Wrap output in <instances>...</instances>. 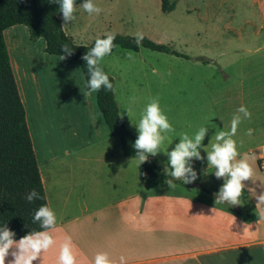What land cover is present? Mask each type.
I'll return each mask as SVG.
<instances>
[{
  "label": "rangeland",
  "instance_id": "obj_1",
  "mask_svg": "<svg viewBox=\"0 0 264 264\" xmlns=\"http://www.w3.org/2000/svg\"><path fill=\"white\" fill-rule=\"evenodd\" d=\"M204 1L169 0L173 8L164 13L160 0H96L103 9L98 16H89L77 7L73 21L64 22L61 17L64 31L79 45H89L107 31L130 37L142 32L143 38L166 45L187 57H176L142 47L137 52L114 47L101 62L114 81L113 92L120 121L135 137V125L143 106L150 97H159L161 107L173 126L162 145L165 152L171 150L182 133H189L191 126L202 122L205 111L217 107L208 100V94L197 83L199 77L206 75L197 73L190 62L200 53L199 47L205 40L207 24L193 11L195 6L200 8ZM220 33H216L219 38ZM3 37L14 72H18L15 77L21 98L24 99L26 114L31 109V118H27L26 122L30 127L39 167L43 174H50V193L57 203H61L68 190H72L68 209L62 212L63 216H79L77 205L83 198L76 193L77 188L83 186L86 187L84 200L87 204H116L129 195H140L145 199L162 192L165 194L158 196L178 198L179 193L181 198H185L184 194L187 193L192 199L219 208L237 209L239 204L215 202V193L223 183V178L213 174L204 175L211 174L213 170L202 171L204 174L189 183L188 190L176 185L174 182L179 180H175L172 185L161 182L155 192L150 193L153 187L151 182L145 185L138 180L135 158L123 156L118 142L104 125L96 105L95 91L84 90L79 66L46 54L44 41H30L24 26L5 30ZM153 68L157 69L155 73ZM216 70L213 69L214 73ZM129 108L131 111L126 114ZM210 146L208 144L206 148L200 149L202 157L204 151L210 150ZM52 156L55 160L48 164L42 163L44 157ZM153 157L155 164L162 170V162L167 161L166 154L157 153ZM66 158H84L86 161L74 164L66 161ZM250 162L254 171H260L257 163ZM206 163L205 159H201L193 167L198 170ZM201 186L211 189L213 195H205L199 189ZM241 199V204H248L243 194ZM60 217L57 215V221Z\"/></svg>",
  "mask_w": 264,
  "mask_h": 264
},
{
  "label": "crops",
  "instance_id": "obj_2",
  "mask_svg": "<svg viewBox=\"0 0 264 264\" xmlns=\"http://www.w3.org/2000/svg\"><path fill=\"white\" fill-rule=\"evenodd\" d=\"M193 11L207 25L200 53L190 62L197 73L206 75L199 77L197 83L217 107L205 111L202 122L191 126L188 132L191 134L201 125L208 126L202 140L206 148L214 142L212 135L216 130L228 129L232 114L243 104L251 116L242 119L234 139L239 152L254 153L252 161L257 163L264 150V0H206ZM219 30L223 33L219 34L221 38L216 35ZM10 64L23 105L17 85L18 72H14L11 60ZM214 68L218 69L215 73ZM27 118H31V109L29 114L25 112L26 121ZM27 128L34 149L29 124ZM54 158L44 157L42 163L48 164ZM150 158L155 160L153 156ZM66 161L82 164L86 159L66 158ZM36 163L46 203L54 205L61 217L52 231L56 243L33 264H57L64 235L71 236L75 245L74 264H93L94 255L100 251L107 252L113 264H264V204L255 198V192L259 195L264 191V171L255 169L250 181L243 182L247 185L242 190L243 197L248 204H239L236 210L192 199L187 193H183L185 198L179 193L178 198L160 197L158 194H165L160 192L145 199L129 195L116 204H87L83 186L77 188V193L75 190L83 199L77 205L79 216L73 218L62 215L68 209L72 190L57 203L50 193V174H43L37 160ZM207 170L213 169L207 168L206 163L196 170L197 177ZM150 182L152 193L161 182L149 179L141 184ZM239 213L255 219L245 221Z\"/></svg>",
  "mask_w": 264,
  "mask_h": 264
},
{
  "label": "clouds",
  "instance_id": "obj_3",
  "mask_svg": "<svg viewBox=\"0 0 264 264\" xmlns=\"http://www.w3.org/2000/svg\"><path fill=\"white\" fill-rule=\"evenodd\" d=\"M49 3L58 5L64 22L75 19L74 12L77 7L82 8L89 16H98L103 11L96 0H80L78 5L76 0H49ZM143 35L142 32L135 33L133 43L139 45ZM114 40L115 33L107 31L102 36L96 37L92 46L81 56V59L86 62L87 91H98L101 87L107 91L112 90L113 84L101 62L114 49ZM72 51L73 48L68 43H62L60 45L61 60L71 55ZM152 71L155 73L157 69L153 68ZM128 111H131V108L126 111V114ZM250 116L248 108L241 104L232 114L228 129L222 128L214 132L212 135L214 142L211 143L210 150L206 152L203 150L204 157L201 156L200 149L205 147L202 145V140L209 130L206 125L199 126L191 134L182 133L171 150L165 152L166 149L162 150V145L166 134L173 130V126L161 107L159 97H150L143 106L135 125L136 139L132 143L135 149L134 158L140 165L147 161L149 156H155L157 153L166 154L167 161L162 162V170L165 176L169 177L168 185H172L175 180L183 184L195 181L197 171L193 163L205 159L207 168L211 166L213 169L211 173L217 178H223V183L215 193V202L229 205L241 204L242 190L247 187L243 182L250 180L254 174L250 162L254 158V153H240L234 137L242 119H249ZM24 198L32 202L40 199L41 196L35 188H31ZM255 198L258 203L264 204V191H261L259 195L255 192ZM32 221L39 224V230L29 231L19 239H14L16 234L7 227L6 223H0V264H33V261L40 258L43 252L56 243L52 231L57 226V213L52 206L47 203L41 204L33 212ZM74 247L71 236L64 235L59 244L57 264H74ZM9 256L11 259H7ZM93 264H113V261L107 252L100 251L94 255Z\"/></svg>",
  "mask_w": 264,
  "mask_h": 264
},
{
  "label": "trees",
  "instance_id": "obj_4",
  "mask_svg": "<svg viewBox=\"0 0 264 264\" xmlns=\"http://www.w3.org/2000/svg\"><path fill=\"white\" fill-rule=\"evenodd\" d=\"M76 3L78 5L80 0H76ZM160 7L162 12L168 13L173 4L169 0H160ZM60 17L58 5L49 3V0H0V223H6L7 227L15 232L14 239H19L29 231L39 230V224L32 221V214L41 204L46 203V199L3 33L11 27L24 26L30 41L42 39L45 44L44 52L57 57H61L60 45L68 43L73 51L64 59L79 66L83 87L87 91L86 62L81 56L94 42L89 45L76 44L64 32ZM133 40L134 37L116 34L113 43L115 47L133 52L142 47L187 58L166 45L154 43L146 38H143L139 45L133 43ZM109 78L114 86L112 77ZM95 93L96 105L110 135L117 139L125 157L134 158L135 149L132 143L136 137L120 121L113 88L107 91L101 87ZM168 178L150 156L138 166L140 183L149 179L167 182ZM174 183L180 187H189V184H183L181 181ZM31 188H35L41 198L28 202L24 197ZM199 189L207 196L213 195V191L208 187L201 186ZM239 215L245 221L255 219L251 215Z\"/></svg>",
  "mask_w": 264,
  "mask_h": 264
},
{
  "label": "built area",
  "instance_id": "obj_5",
  "mask_svg": "<svg viewBox=\"0 0 264 264\" xmlns=\"http://www.w3.org/2000/svg\"><path fill=\"white\" fill-rule=\"evenodd\" d=\"M257 165L260 171H264V150H262L261 155L257 160Z\"/></svg>",
  "mask_w": 264,
  "mask_h": 264
},
{
  "label": "water",
  "instance_id": "obj_6",
  "mask_svg": "<svg viewBox=\"0 0 264 264\" xmlns=\"http://www.w3.org/2000/svg\"><path fill=\"white\" fill-rule=\"evenodd\" d=\"M192 186L197 187L198 185L197 184H192Z\"/></svg>",
  "mask_w": 264,
  "mask_h": 264
}]
</instances>
